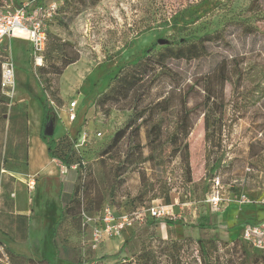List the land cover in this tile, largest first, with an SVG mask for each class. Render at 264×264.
<instances>
[{"label":"rangeland","instance_id":"obj_1","mask_svg":"<svg viewBox=\"0 0 264 264\" xmlns=\"http://www.w3.org/2000/svg\"><path fill=\"white\" fill-rule=\"evenodd\" d=\"M26 1L30 7L52 1L60 4L58 14L45 22L48 40L64 42L76 60L60 73H54L46 60L44 68L48 66L52 71L39 72L30 61L32 50L28 41L14 38L5 46L0 44V61L10 52L15 65L13 92L6 95L0 90L2 197L9 194L13 199L16 193V205L21 207L23 203L25 188L29 189L25 182L22 188L21 183L27 140L29 133L35 132L37 115L47 99L55 116L53 137L59 142L60 152L66 150L82 125L90 131L92 141L78 156L83 166L90 169L94 188L104 198L99 207L127 202L143 184L144 174L149 187L162 193L149 206H164L169 213L159 218L136 219L120 235L104 238L92 248L87 242L75 240V229L64 230L72 221L70 218L63 216L52 229L55 218H59L57 186L54 179H49L45 183L48 189L43 191L41 179L29 191L32 204L28 217L19 218L14 204L13 208L8 204L0 210L4 230L12 232L13 220L17 219L24 221L25 226L22 241L18 233H8L11 241H7L3 236L7 234L0 229L2 245L36 261L43 258L40 253L49 257L61 246L67 261L63 264H136L135 256L141 246L157 247L159 240L177 241L181 245L178 256L173 259L162 255L160 264H201L196 244L200 237L215 239L217 244V249L209 250L206 264H264V253H256L239 234L242 219L226 222L223 217L229 208H237L241 214L249 207L264 208V0H257L253 7L251 0H99L87 5H78L76 0L66 8L62 6L63 0H14L17 5ZM214 32H220L222 38L208 43L209 56L190 61L169 60L170 73L155 79L143 102L174 90L172 104L178 109L182 97H186L187 108L191 109V127L186 138L188 169L181 157L174 154L175 144L168 140L174 126L172 114L163 117L161 125L148 122L140 124L137 130L129 129L115 149L101 154V148L131 116L130 109L116 108L105 115L94 104L117 69L141 56L159 38L177 42ZM54 62L52 66H62L60 59ZM207 91L211 96L209 103H214L216 111H222L223 128L217 147H211L204 136ZM72 100L77 102V117L69 123L66 112ZM160 116L158 113L157 118ZM97 131L101 136L95 138ZM138 148L141 156L134 155L135 163L127 167V154L132 156ZM76 159L74 156L73 161ZM214 162H219L218 168L212 171ZM57 164L59 178L65 179L58 160ZM73 175L71 172L69 177ZM84 175L83 168L76 181L79 191ZM215 175L220 177V192L226 200L219 211L212 212L206 198L212 192L211 178ZM95 192L91 193L94 201L86 205L88 208H98ZM241 194L250 199L249 204H234ZM65 196L60 197V206L65 203ZM76 223L77 220L73 224ZM84 234L90 240V229H85ZM124 240L127 245L117 254ZM0 251V264H13L1 246Z\"/></svg>","mask_w":264,"mask_h":264},{"label":"trees","instance_id":"obj_2","mask_svg":"<svg viewBox=\"0 0 264 264\" xmlns=\"http://www.w3.org/2000/svg\"><path fill=\"white\" fill-rule=\"evenodd\" d=\"M76 0H63L62 6L68 7L72 5ZM78 5L83 4H94L99 0H78ZM257 3V0H251L250 6L253 7ZM60 9V4L57 6L56 14ZM219 38H222L220 32H214L211 34H206L202 37L196 39L180 40L177 42L169 41L167 44H163L159 48L158 43H153L148 49H145L141 56L130 60L123 65H121L117 71L113 74L109 80L106 88L95 98L94 104L96 107L102 111L105 115H109L111 110L116 109H130L131 116L128 122L119 128L112 136L110 141L106 143L100 150L101 154L110 153L116 148L121 139H123L129 129H136L140 124L150 122L153 125H161L163 123V117H168L172 114L174 126L172 131L168 136V140L175 144V155L181 157L182 164L188 169L189 167V150L186 138L189 134L191 127V109L187 108L186 97H182L180 107L172 104V99L175 95L174 90L167 92L163 97L159 99H154L146 104L144 100L146 95L150 92V89L154 85L155 79L161 75H168L170 73V68L168 67L169 60H184L190 61L193 59H201L203 57L209 56L208 43L213 42ZM55 54V55H53ZM68 52V48L65 47L64 42L54 40L49 42L47 36L46 49L44 52L45 63L46 60L49 61V67L53 68L54 73H60L61 69L69 65L76 60V57ZM54 58V59H53ZM60 59L62 61L61 67L52 66L55 64L54 60ZM1 63V61H0ZM46 64L38 66V71L51 72L44 68ZM50 69V68H49ZM225 77L222 76V79ZM49 81V79H47ZM206 91V88L204 89ZM207 100L205 102L207 110L204 112V127H205V140L211 147H217L220 145V136L222 134V111H216L213 108V102L209 103L210 94L207 91ZM42 120L39 137L45 142L47 147V154L51 158L57 159L59 162L66 164L67 167L71 166L74 162L78 164V169L81 171L85 169V175L82 176V182L80 184V195L68 206L62 205L59 218L54 224V228L58 226L62 220L65 218H76L79 216L81 210H86L88 212L96 213L101 207L103 202V196L100 191L95 187L94 178L91 175L90 169L87 170L83 166L82 160L79 156L83 155L84 147L79 150H75L73 143L70 142L66 150L62 153L60 152L59 142L51 136H46L43 132L45 124L53 119L55 116L52 111V107L49 104V100H44L42 104ZM160 113V118H157V114ZM137 130V129H136ZM216 139V140H215ZM171 143V144H172ZM79 155V156H78ZM141 156L140 149H135L132 156L127 154L124 164L127 167L135 163V157ZM76 156L77 159L73 161V157ZM129 157V158H128ZM4 162L2 158L1 163ZM219 162H214L212 164L211 170L215 171L218 168ZM123 164V165H124ZM126 167L122 170L121 174L124 173ZM83 175V174H82ZM143 184L139 188L138 192L129 197L127 202L110 204L116 208H122L125 212L131 213L139 208L149 207L151 201L155 198L162 197V193L154 192L150 187L149 183L145 181V175L142 174ZM152 193L148 195L149 191ZM92 191H96L98 197L97 205L98 208H88L86 205L92 203L93 198L91 196ZM168 192V189L165 190ZM164 192V193H165ZM102 196V197H101ZM84 206L86 208H84ZM150 217V216H148ZM153 218V217H151ZM205 221L208 222V218L204 217ZM206 225V224H205ZM244 241V240H243ZM245 242V241H244ZM246 243V242H245ZM197 250L200 257L201 264H206L208 258L210 257L209 250L217 249V244L215 239H196ZM247 244V243H246ZM127 245V240H124L121 247L117 251L121 253L124 247ZM0 246L3 247L6 258L10 259L13 264H54L46 258H41V260H33L27 258L22 254L14 252L9 247H4L2 242ZM250 246V245H249ZM181 248L180 242H167L166 240H159L157 247L143 245L141 246L139 252L135 256L136 264H160L161 256L173 257L175 259L178 256L179 250ZM256 253H264L262 250L254 249ZM3 254L0 251V258ZM81 264V263H80Z\"/></svg>","mask_w":264,"mask_h":264},{"label":"built area","instance_id":"obj_3","mask_svg":"<svg viewBox=\"0 0 264 264\" xmlns=\"http://www.w3.org/2000/svg\"><path fill=\"white\" fill-rule=\"evenodd\" d=\"M29 5V1L17 5L14 0H0V44L7 45L8 40L12 37L26 39L31 45V63L35 66H41L45 62L44 52L47 43L45 22L54 17L58 4L56 1H52L48 5L38 4L34 7ZM14 88L15 65L9 52L8 56H5L0 63V90L9 95ZM51 104L53 105V102ZM76 105L75 100L69 102L66 112L69 122L76 118ZM55 111L57 112V108ZM57 114L59 115L58 112ZM93 136L98 138L101 136V132L97 131ZM91 141L89 129L82 125L76 130L72 143L77 151L82 147L85 148ZM70 167L78 168V164H72ZM59 168L62 174L68 170L67 165L61 162H59ZM211 182L213 189L207 196L206 202L212 212L219 211L223 201L226 200L223 199L220 192L219 175L212 176ZM236 202L240 204L250 203V199L245 194H241ZM164 213H169L165 212L164 206H149L127 213L122 208H116L109 204H104L96 213L81 210L78 216L83 231L80 236L81 243L87 242L90 247L95 248L102 239L120 235L131 227L136 219L142 220L145 216L159 218ZM85 229L91 231L90 240L85 238ZM240 236L252 248L264 251V221L245 222L241 227Z\"/></svg>","mask_w":264,"mask_h":264},{"label":"crops","instance_id":"obj_4","mask_svg":"<svg viewBox=\"0 0 264 264\" xmlns=\"http://www.w3.org/2000/svg\"><path fill=\"white\" fill-rule=\"evenodd\" d=\"M14 38L26 40V39L21 38V37H12L10 39H14ZM37 117H38V119H37L36 124H35V130H34L35 132H32V133L30 132L29 136H28L25 166L22 169L23 172L21 173V175L23 176V181H21L22 188H24L23 187L24 182L29 187V189L25 188V191H26L24 194L25 197H24V200H23L21 207L17 206L15 203V199L17 198L16 193H15L14 198L11 199L9 194H5V197L3 198L2 192L0 191V210L3 208V206L8 207V204L12 205L11 208H13V204H14V211H15L16 215H21V217H19V216H16V217L23 218V219L28 217L30 215V211H31L30 206L32 204V200H31V196H29V191L35 189L37 186V182L41 179H43L42 184H44L43 185V191H44V189L46 191L48 189V187H46L45 183L49 179H54L56 186H57L56 187V194H57V199H58L57 210L59 212V215H60L61 206H62V205L61 206L59 205L60 197H62L64 194L66 195L65 196L66 200H65V203L63 205L68 206L80 194L79 193L80 192L79 187L77 189L78 184L76 181L78 180L79 177H81V171H79L78 168H76V167L71 168L69 166L67 172L65 174H62L66 178L65 179L59 178L57 159L51 158L48 156L46 144L39 137L40 128H41V120H42V109H41L39 116L37 115ZM76 117H77V113H76ZM75 120H76V118H75ZM69 123H71V122H69ZM74 135H75V133H74ZM30 136H31V138H33L32 141L30 139ZM71 172L75 175H73L70 178L69 174ZM16 182H18V181L15 179V184H16ZM34 182H35V185H34ZM16 188H17V186H15V189ZM42 196H44V192H43ZM234 204H238V203L234 202ZM246 204H249V203H246ZM240 205H242V204H240ZM56 217L58 218V216H56ZM223 217L226 218V220H225L226 222H230L233 220L238 221V220H236L237 217L239 219H242L241 220L242 223L240 224V228H238L239 234H240L241 227L243 226V224L245 222H249V221L261 222V221H264V208L259 207V205L255 206L253 208L249 207L248 210L246 212H243L242 214L240 213V210H238L237 208H229L224 213ZM78 219H79L78 216L76 218H73L72 221L69 222V225L64 226V230L71 229V231H72V229H75V236H73V237H75V240L80 241L81 240L80 236L83 234V231L80 227V223L78 224ZM75 220H77L76 225L73 224ZM56 221H57V219L55 218L52 229H53ZM12 226H14V230L12 232H9V231H6L3 228H1V225H0V229L7 234V235L3 234V236L7 238V241L8 240L11 241L10 235L16 236V234L18 233L21 235V236H18V238H20L22 241L23 236L25 235L24 234L25 233L24 221L19 222L18 219L15 221L13 220ZM15 227L17 228V230H15ZM8 233H10V235H8ZM67 233H69V232L67 231ZM63 237H66V236H64V234H63ZM66 239H69V238L66 237ZM40 256L43 258H46L47 260L51 261L54 264H63L64 261H66L65 250L61 249V246H57L54 249L53 254L50 255L49 257L46 255H43L41 253H40ZM73 264H75V263H73Z\"/></svg>","mask_w":264,"mask_h":264},{"label":"water","instance_id":"obj_5","mask_svg":"<svg viewBox=\"0 0 264 264\" xmlns=\"http://www.w3.org/2000/svg\"><path fill=\"white\" fill-rule=\"evenodd\" d=\"M157 43L160 44V45H163V44H167L169 43V40L165 39V38H159L157 40ZM44 134L46 136H51L54 134V120L53 119H50L44 126V130H43Z\"/></svg>","mask_w":264,"mask_h":264}]
</instances>
